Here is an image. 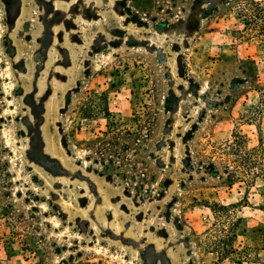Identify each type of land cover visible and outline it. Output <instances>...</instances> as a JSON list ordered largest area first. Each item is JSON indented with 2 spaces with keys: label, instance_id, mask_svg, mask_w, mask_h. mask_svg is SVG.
Here are the masks:
<instances>
[{
  "label": "rangeland",
  "instance_id": "obj_1",
  "mask_svg": "<svg viewBox=\"0 0 264 264\" xmlns=\"http://www.w3.org/2000/svg\"><path fill=\"white\" fill-rule=\"evenodd\" d=\"M246 1L0 0V264H264Z\"/></svg>",
  "mask_w": 264,
  "mask_h": 264
},
{
  "label": "trees",
  "instance_id": "obj_2",
  "mask_svg": "<svg viewBox=\"0 0 264 264\" xmlns=\"http://www.w3.org/2000/svg\"><path fill=\"white\" fill-rule=\"evenodd\" d=\"M239 19L244 23L243 31H238V34H245L250 32L249 39L247 41L256 40L261 48L264 50V5L256 0H249L243 3V8L241 10ZM256 32V33H253ZM258 34V35H255ZM261 93V91H259ZM263 96V95H262ZM234 143L240 144L245 143L244 137L237 135L234 137ZM103 148V147H102ZM101 148V149H102ZM107 149L100 150L101 153L106 152ZM252 152L257 151L256 149L250 150ZM214 170V165L211 167ZM232 181V178L230 177ZM241 264V263H238Z\"/></svg>",
  "mask_w": 264,
  "mask_h": 264
},
{
  "label": "bare ground",
  "instance_id": "obj_3",
  "mask_svg": "<svg viewBox=\"0 0 264 264\" xmlns=\"http://www.w3.org/2000/svg\"><path fill=\"white\" fill-rule=\"evenodd\" d=\"M43 206H44V204H43ZM47 206V205H46ZM48 207V206H47ZM46 210H48V208H46ZM55 218V217H54ZM57 223V222H56ZM57 227V226H56Z\"/></svg>",
  "mask_w": 264,
  "mask_h": 264
}]
</instances>
